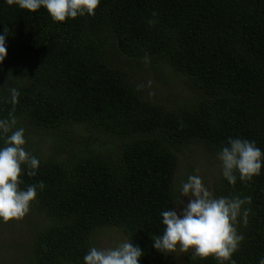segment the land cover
Masks as SVG:
<instances>
[{
	"label": "trees",
	"instance_id": "trees-1",
	"mask_svg": "<svg viewBox=\"0 0 264 264\" xmlns=\"http://www.w3.org/2000/svg\"><path fill=\"white\" fill-rule=\"evenodd\" d=\"M4 30L0 118L13 113L14 127L42 130L56 153L66 152L60 159L31 153L40 160L36 175L20 177L22 189L45 184L33 204L46 221L26 264H84L94 232L106 226L139 245V264H161L168 253L152 238L164 230L160 213L178 201V152L201 144L217 154L228 137L264 151V0H101L95 15L59 23L43 7L30 12L0 0ZM140 61L155 73L167 62L185 75L190 94L173 106L147 99L128 68ZM12 88L20 93L15 105ZM82 131L88 141L71 148ZM103 136L121 147L100 149ZM212 194L250 197L237 218L244 239L232 259L258 264L264 165L251 181L221 176ZM184 264L218 262L190 253Z\"/></svg>",
	"mask_w": 264,
	"mask_h": 264
},
{
	"label": "clouds",
	"instance_id": "clouds-1",
	"mask_svg": "<svg viewBox=\"0 0 264 264\" xmlns=\"http://www.w3.org/2000/svg\"><path fill=\"white\" fill-rule=\"evenodd\" d=\"M101 0H6L9 5L35 12L41 7L46 9L54 23L75 19L78 16H93ZM156 16V13H152ZM154 21L150 20L149 24ZM6 30L0 33V62L7 55ZM147 59V55L145 57ZM9 101L13 105L20 95L15 88L9 90ZM17 123L13 113L0 118V222L23 218L30 210L31 203L37 197V191H43L45 184L28 185L21 188L22 174L35 176L40 164L38 157L28 152L25 129L14 127ZM220 170L224 179L235 184L251 181L261 172L264 165V151L255 143L239 137H228L226 145L217 153ZM198 171V169L196 170ZM180 196L188 197L186 206L179 210H163L160 215L164 230L161 235L152 238L153 247L162 253L191 251L201 259L214 257L218 264H236L232 259L244 236L236 230L237 218L241 207L250 197L214 196L203 184L198 175H189L181 183ZM180 203H183L180 201ZM247 210H244L246 219ZM143 252L139 245L130 240L118 243L114 247L97 248L92 246L83 257L84 264H139ZM258 264H264V256Z\"/></svg>",
	"mask_w": 264,
	"mask_h": 264
},
{
	"label": "rangeland",
	"instance_id": "rangeland-1",
	"mask_svg": "<svg viewBox=\"0 0 264 264\" xmlns=\"http://www.w3.org/2000/svg\"><path fill=\"white\" fill-rule=\"evenodd\" d=\"M128 68L132 70V79L138 84L144 96L153 102L173 106L190 94L185 75L173 69L165 61L160 62L158 73L152 70L148 61L132 62L128 64ZM24 129L26 139L24 147L28 152L42 158L54 156L60 159L66 156V152H55L54 139L49 134L29 125H26ZM88 135L86 131H82L75 138L71 148H80L84 142L88 141ZM96 144L100 149L109 151L121 147L120 140L109 136L96 140ZM189 175L200 176L203 184L212 193L215 181L222 176L217 154L209 152L201 144L186 145L178 152L175 180L178 201L174 210H179L188 202V197L180 196L179 189ZM45 221L46 218L34 208L32 202L29 212L23 218L0 222V264H26L33 236ZM126 240L128 238L124 232L115 226L97 229L92 236L93 245L102 249L114 247ZM190 253L192 252H181L177 249L175 252L168 253L161 264H184L186 256Z\"/></svg>",
	"mask_w": 264,
	"mask_h": 264
}]
</instances>
